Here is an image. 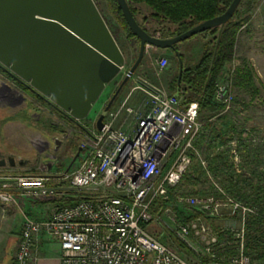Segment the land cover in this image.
Instances as JSON below:
<instances>
[{
	"label": "built area",
	"instance_id": "2783aa9c",
	"mask_svg": "<svg viewBox=\"0 0 264 264\" xmlns=\"http://www.w3.org/2000/svg\"><path fill=\"white\" fill-rule=\"evenodd\" d=\"M152 47L148 44L146 51ZM168 64V58L160 57L158 70L162 72ZM235 70V65L229 73L224 70L215 83L214 98L223 105L221 114L234 106ZM131 83L134 86L107 113L101 128L81 129V160L75 169L53 173L54 166L48 170L40 162L39 174L0 175L3 204H17L19 198L69 201L54 202L45 218L23 217L11 264H31L44 234L59 242L63 264H261L246 251L252 207L230 198L221 188L226 197L199 199L177 192L194 163L192 154L203 165L206 162L195 146L203 128L199 102L184 104L180 94L164 86L137 79ZM138 90L146 95L140 106L131 103ZM31 142L37 148H49L42 138L41 144L37 139ZM177 204H201L202 210L214 213L234 207L232 213L238 212L241 225L227 226L223 235L228 241L200 220L181 225L178 234L200 259L194 262L146 229L149 223L176 221L171 212ZM192 236L203 244L193 242Z\"/></svg>",
	"mask_w": 264,
	"mask_h": 264
},
{
	"label": "water",
	"instance_id": "95a60500",
	"mask_svg": "<svg viewBox=\"0 0 264 264\" xmlns=\"http://www.w3.org/2000/svg\"><path fill=\"white\" fill-rule=\"evenodd\" d=\"M240 2L233 0L223 14L163 38L141 26L128 0H118L131 31L140 40L139 55L100 114L99 128L144 59L148 44L175 51L181 74L184 64L176 45L209 29L221 30ZM124 65L123 51L95 0H0V66L72 120L79 122L90 114ZM17 160L18 164L27 162L22 156L9 155L1 158L0 165L15 166ZM43 160L48 170L56 163L50 153Z\"/></svg>",
	"mask_w": 264,
	"mask_h": 264
},
{
	"label": "trees",
	"instance_id": "16d2710c",
	"mask_svg": "<svg viewBox=\"0 0 264 264\" xmlns=\"http://www.w3.org/2000/svg\"><path fill=\"white\" fill-rule=\"evenodd\" d=\"M232 1L233 0H128V4L136 18L138 12L136 5L146 4L149 6L151 12L148 16L143 18V23L138 22L149 33L167 38L182 34L208 19L223 14ZM249 1L250 3H254L257 0ZM106 2L114 18L126 31L127 36L131 40L134 39L140 43L138 37L131 31L123 11L119 6L118 0H106ZM242 3L243 0H241L239 6L235 10L233 17L221 30L220 27H215L198 34L201 35L203 54L196 63L188 65L185 62V54L181 52L179 44L176 45L184 65L183 71L180 74V61L179 56L176 54L178 57L176 58L178 71L171 81L170 90L172 93L179 92L184 104L198 101L200 105V120L202 121V119H205V121H202L203 128L195 139V146L199 153H203L202 158L208 161V165H203L202 160L198 158L197 154L194 152L192 154L194 163L185 174L183 182H189L193 187V192L202 197H225L210 178V174H212L215 181L222 187L221 189L226 191L229 196L238 198V200L253 208V212L248 215L246 224V251L254 259H260L262 261L261 264H264V170H250L244 167L240 168V170L237 168L235 170L234 160L231 155L226 149L220 150V146L218 147V145L220 144L222 147L227 146L229 141L233 139L232 134L236 133L239 137L243 129L235 122L234 118L226 122L228 123L227 125H221L218 122L210 121L212 117L221 114L223 110V105L218 103L214 98L215 83L221 73L236 59L238 33L245 22V20L237 18ZM145 24L148 26L156 25V27L150 30ZM242 61L243 63L236 68L232 76L234 89L236 88L239 90V93L234 95V108L236 104L242 103L243 101L241 99V91L247 92L254 97H257L261 93V89L256 81L257 75L255 68L246 58H242ZM0 70L4 69L0 66ZM25 86L28 88L30 95H34L33 97L38 102L43 103L46 109L56 110L59 112L58 115L63 117L67 122L74 121L46 98L41 97L26 84ZM233 114H239L236 108L233 110ZM45 124L52 128L60 127L62 128L60 130L65 131L64 127L55 122H51V120H48ZM245 142L246 144H252V142ZM253 155L255 158L257 157L255 152ZM206 182L210 183L209 188H197L200 183L204 184ZM171 199H175L172 191ZM53 201L59 204L69 202L67 199ZM160 202L161 201L158 200L155 203V209L159 208ZM191 209V213H187V215L178 213L179 218L182 221H190L199 216H205L207 213L203 210L195 209V207H191ZM205 217L208 222L213 219L209 214H206ZM224 233L225 230L220 231L219 234L222 237ZM175 243L183 254L185 253L188 255L189 250L182 241L175 240Z\"/></svg>",
	"mask_w": 264,
	"mask_h": 264
},
{
	"label": "rangeland",
	"instance_id": "374dc122",
	"mask_svg": "<svg viewBox=\"0 0 264 264\" xmlns=\"http://www.w3.org/2000/svg\"><path fill=\"white\" fill-rule=\"evenodd\" d=\"M95 1L125 56V65L122 68L121 73L117 75L109 84H107L101 97L94 104V107L92 111L90 112V114L86 118L81 119L79 123L67 122L63 120L62 119L63 117L58 115L59 112H57L56 110L46 109L43 103L38 102L33 97L34 95H30L31 99L29 100L27 104V109L25 111L28 113V119H27L28 122H25V123H28L33 127L32 128H30L29 126L28 128L25 127L26 132L23 133V137L27 140V142L31 146V150L28 152L26 151L23 152L22 150H18V148H16L15 146H11L8 143L4 144L6 145V147H11V149H13L17 153L15 157L22 156L23 159L28 160V162L24 164H17L18 166H16L14 171H5L4 169L0 168V175L15 174V173L33 175V174L41 173L42 167L39 166L40 163H36L37 159L40 158L39 157L40 153L37 147L31 142L32 140H35L37 137L47 140L49 142V147H50L51 152L54 151L53 148H55L54 145H56L55 140L59 139L61 141V147L59 149L60 156L58 157V161L52 169L53 173L61 172L63 174L67 170L72 171L73 169H75L79 161L81 160V155H78L77 159H75L76 154H77L76 148L72 147L73 145H71V141H73V144L75 146H78L79 148L81 132H82L81 129L84 127L92 128L93 126H96L97 128H99L98 118L100 114L102 113L104 107L106 106V104L108 103V101L110 100V98L112 97V95L114 94V92L116 91V89L118 88L122 80L124 79V77L126 76L129 69L132 67V65L136 61L139 55L140 43L134 39L131 40L127 36L126 31L120 26L118 21L114 18L111 11L109 10L106 0H95ZM136 8L138 9V12L136 15L137 19L140 23H143V18L145 16H148V14L151 12V9L146 4L136 5ZM237 18L245 20L241 28L243 32L244 30L245 32H247V28L250 24L252 26H257L258 28L257 30L259 34V51H261L262 49V52H261L262 55L261 56L258 55V57L254 59V62H256V64L258 63L259 67L262 69V73H261V70H258L257 72L255 69L256 75H257L256 81H257L259 88L261 89V93L257 97H254L253 95L247 92L241 91V99L243 101L242 103H238L235 105V108L237 109L239 113L238 115L233 114V110H235L233 106L234 108V109L232 108L233 110L231 109L230 111L224 114L215 115L214 117L211 118L210 121L218 122L221 125L222 124L227 125L228 123L226 122H229L230 120L234 118L235 122H237V124H239V126H241V128L243 129L239 137L236 133L232 134L233 139L229 141L227 146H225L226 148L222 147L220 144L218 145V147L220 146L219 147L220 150L226 149L228 153L231 155V157L234 160L233 163H234L235 170L236 168L240 170V168L242 167L248 168L250 170H264V0H257L254 3L252 2L250 3L249 0H243V3L240 6V13L239 15H237ZM145 25L150 30H153V28L156 27V25H153V26H150V25L148 26L147 24ZM241 30L239 33H241ZM239 33H238V37H239ZM178 44L181 48V52H183L186 56L188 54L187 62H186L188 65H192L196 63L203 54V43H202L201 35L197 34ZM162 56L168 58L169 64L165 70L160 72L158 70L157 62ZM176 58L178 57L172 49L163 50V49H156L154 47L150 48L149 51H146L144 59L142 60L141 64L138 66L137 70L134 72L132 77L130 78L128 82L129 86L127 85L126 86L127 88L125 87L124 91L119 96L118 100L130 91L131 87L134 86V83L132 84L131 82L136 81V79L142 80L145 83L152 84L155 86H164L170 91L171 81L173 80L175 74L178 71V63H177ZM242 58H244V56H242L238 50V52L236 53L235 61L232 64H230L231 66L229 65L225 69V71L229 73L233 65H235L236 68H238L239 65L243 63ZM248 62L253 65L251 61L248 60ZM253 67L255 68L254 65ZM4 71L6 72L5 69ZM238 93H239V90L235 88L234 94L237 95ZM138 95H139V98H138V101L136 102V105L140 106V104L143 101H145L146 95L142 91L138 90L132 95V98H135ZM21 115L25 117V114H21ZM56 117L58 119H56ZM48 120H51V122L59 121L60 123L58 124L64 127L65 131L60 130L62 129L60 127L52 128L49 125L45 124V122H47ZM202 121H205V119H202ZM2 123L5 124L7 122H2L0 120V129H1ZM9 125L23 126L22 122H9ZM16 131L19 134V135L17 134L19 138L22 135L20 134L21 129L17 128ZM243 140L252 142V144L247 143L248 144L247 145L246 142ZM254 152L257 156L256 158L253 155ZM200 155L201 157H203L202 152H200ZM41 159H44V155ZM205 165H208V161L205 162ZM210 178L216 184L218 189L222 188L215 181V178L213 177L212 174H210ZM209 186H210V183L206 182L204 184L200 183L197 188L207 189L209 188ZM177 192L194 195L198 197L199 199L206 198V197H202L199 194H195L193 192L192 185L187 181H184L180 184ZM225 193L227 196H229L226 191ZM229 197L233 198L234 200L240 201L238 200V198H235L232 196H229ZM24 199H32V200H37V201L46 200L43 198H24ZM47 200H49L52 203L54 202L53 199H47ZM240 202L242 204H245L242 201ZM175 207L176 208L173 210V212H171V214L178 217L176 221L168 220V221L163 222L162 224L149 223L146 225V229L148 232L161 238L168 245H170L171 247L179 251L181 249L176 245L175 240L182 241L183 244L186 246V248L189 250V252H188V255L185 253L183 254L182 251L180 252L191 261H194V262L199 261L200 259L197 253L190 247L187 240L182 238L178 234V228L181 225H184L185 223L192 221V220L182 221L179 218L178 213L187 215V213H191L190 211H192V209L190 206L182 205V204H177ZM195 209L202 210V205L201 204L196 205ZM233 209L234 207L219 208L218 213L217 212L214 213L213 211H210V210H203L207 212L206 214H209L211 217H213L212 221L208 222V220L205 217L206 214L205 216H199L195 220H200L199 222H202L205 225L210 226L211 229L217 233H220V231L227 229V226H231L232 228L237 229L238 226L241 225V222H240L241 217L238 215V212L233 214L232 213ZM7 229H8V225L4 222L2 228H0V261L5 255V242H6V237L8 235ZM220 238L222 241L229 240L227 239L226 236L224 237V235H222V237L220 236ZM191 240L197 243L199 246L203 244L202 240L199 237L192 236ZM256 260L262 263L260 259H256ZM7 261L9 262V258H7ZM8 262L1 261L0 264H7Z\"/></svg>",
	"mask_w": 264,
	"mask_h": 264
},
{
	"label": "crops",
	"instance_id": "0c3cea01",
	"mask_svg": "<svg viewBox=\"0 0 264 264\" xmlns=\"http://www.w3.org/2000/svg\"><path fill=\"white\" fill-rule=\"evenodd\" d=\"M257 29V26H252L250 24L247 28V32H245V30L244 32L241 30L238 37L236 51L238 52L239 50L244 58L253 63L256 71L258 72V70H261L262 73V69L259 67V64L254 62V59L258 57V55H262V49L259 51V34ZM187 56L185 55V62H187ZM138 98L139 95L132 98L131 103L136 105ZM30 99L31 96L28 92V88H26L23 83L16 80L14 76L4 70H0V120L2 122H7L5 124L2 123L0 129V158H3L4 156L7 158L9 155H17L11 147H6V145H4L5 143L15 146L18 150H22L23 152L31 150V146L23 137V133L26 132L25 127H33L30 124L25 123L28 122V113L25 111ZM21 114H25V117ZM9 122H22L23 126L9 125ZM17 128L21 129L20 134L22 135L19 138L17 136ZM46 150L47 148H45L43 152L39 150L40 160L43 155H45H42V153H45ZM18 163L19 162L13 166L9 165L7 162V165H0V168L5 171H14L16 166H18ZM46 200H41V202L32 199L20 198L17 204H0V228H2L4 222L8 225V235L5 242V255L1 261L8 262L7 258H9V262L7 264L12 263L14 249L20 236L22 221L25 215L34 218H45L51 213L55 203ZM36 251L35 258L31 264H63L61 260V247L59 242L46 234L41 237Z\"/></svg>",
	"mask_w": 264,
	"mask_h": 264
},
{
	"label": "flooded vegetation",
	"instance_id": "af4514ba",
	"mask_svg": "<svg viewBox=\"0 0 264 264\" xmlns=\"http://www.w3.org/2000/svg\"><path fill=\"white\" fill-rule=\"evenodd\" d=\"M127 85H128V84H127ZM126 88H127V87H126ZM59 110H60V109H59ZM59 110H58V111H59ZM73 122H74V121H73ZM71 145H73L72 147H75V148H76V153H77V154H76L75 159H77V157H78V155H79V152H80V151H79V148H78V146H75V145L73 144V141H71ZM48 146H49V145H48ZM54 147H55V148H53L54 151H52V152H51V150H50V147H49V148L47 147L48 151L46 150V152L43 153V154L50 153L51 155L55 156V157H56V163H57V161H58V157L60 156V151H59V149H60V147H61V141H60V143H58V145H57V144L54 145ZM70 147H71V146H70ZM72 147H71V148H72ZM43 154H42V155H43ZM16 158H18V157H16ZM38 159H40V158H38ZM38 159H37L36 163H40V162H42V160H43V159H41V160H38ZM0 160H1V158H0ZM27 161H28V160H27ZM17 162H19V161L17 160ZM43 162H44V161H43ZM56 163H55V164H56ZM54 166H55V165H54Z\"/></svg>",
	"mask_w": 264,
	"mask_h": 264
},
{
	"label": "bare ground",
	"instance_id": "6f19581e",
	"mask_svg": "<svg viewBox=\"0 0 264 264\" xmlns=\"http://www.w3.org/2000/svg\"><path fill=\"white\" fill-rule=\"evenodd\" d=\"M6 72H7V71H6ZM9 74H10V73H9ZM117 101H118V100H117ZM116 103H117V102H116ZM116 103H115V104H116ZM77 123H79V122H77ZM36 139L38 140V143H40V144L42 143V142H41V138L37 137ZM37 149H39V150H44L45 147H44V148H37ZM27 162H28V161H27Z\"/></svg>",
	"mask_w": 264,
	"mask_h": 264
}]
</instances>
